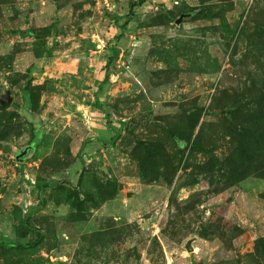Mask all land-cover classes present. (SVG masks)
<instances>
[{
  "label": "rangeland",
  "instance_id": "obj_1",
  "mask_svg": "<svg viewBox=\"0 0 264 264\" xmlns=\"http://www.w3.org/2000/svg\"><path fill=\"white\" fill-rule=\"evenodd\" d=\"M3 87L0 264H264V0H0Z\"/></svg>",
  "mask_w": 264,
  "mask_h": 264
},
{
  "label": "water",
  "instance_id": "obj_2",
  "mask_svg": "<svg viewBox=\"0 0 264 264\" xmlns=\"http://www.w3.org/2000/svg\"><path fill=\"white\" fill-rule=\"evenodd\" d=\"M187 15V14H182L178 19H177V23L181 22L183 17ZM14 101V97H13V92L11 91V89H9L8 87H3V89L0 91V105L2 106H7V105H11ZM25 115L26 117L31 120V121H34L35 124L38 125V123L40 122H44L46 121L47 119L44 118L43 116H36L35 118L31 115L28 114V112L25 110ZM28 148L29 146H27L26 148L23 149L22 152L20 153H17L16 154V157L17 159H20L24 154H26L28 152ZM28 156H30V153L28 154ZM186 248L189 250V251H192L193 250V247L190 243V241H188L186 243Z\"/></svg>",
  "mask_w": 264,
  "mask_h": 264
},
{
  "label": "flooded vegetation",
  "instance_id": "obj_3",
  "mask_svg": "<svg viewBox=\"0 0 264 264\" xmlns=\"http://www.w3.org/2000/svg\"><path fill=\"white\" fill-rule=\"evenodd\" d=\"M34 117H36V116H34ZM29 121H31V120H29ZM31 122L34 124L35 127H37L40 123H42V122H40V123H38V125H37V124H35L34 121H31ZM27 146H29V148H28V152H27L26 154H24L20 159H23L24 157H27L29 153H30V154L32 153L33 146H32V145H27ZM27 146H25L24 148H26ZM24 148L20 149L17 153L22 152ZM17 153H16V154H17Z\"/></svg>",
  "mask_w": 264,
  "mask_h": 264
},
{
  "label": "trees",
  "instance_id": "obj_4",
  "mask_svg": "<svg viewBox=\"0 0 264 264\" xmlns=\"http://www.w3.org/2000/svg\"><path fill=\"white\" fill-rule=\"evenodd\" d=\"M145 0H139V3H143ZM136 3H133V4H131L132 6H134ZM131 6V7H132ZM24 113H25V111H24ZM38 238H40V234L38 233V237H37V240H38Z\"/></svg>",
  "mask_w": 264,
  "mask_h": 264
},
{
  "label": "built area",
  "instance_id": "obj_5",
  "mask_svg": "<svg viewBox=\"0 0 264 264\" xmlns=\"http://www.w3.org/2000/svg\"><path fill=\"white\" fill-rule=\"evenodd\" d=\"M98 40L100 41V43H102L103 46L106 44L105 39H100L99 38Z\"/></svg>",
  "mask_w": 264,
  "mask_h": 264
}]
</instances>
